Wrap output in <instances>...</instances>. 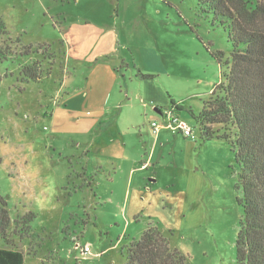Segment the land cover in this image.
<instances>
[{"label":"rangeland","instance_id":"1","mask_svg":"<svg viewBox=\"0 0 264 264\" xmlns=\"http://www.w3.org/2000/svg\"><path fill=\"white\" fill-rule=\"evenodd\" d=\"M209 22L195 0H0V197L11 221L0 247L24 264H125L151 225L190 264H235V153L202 142L189 114L227 71L226 35ZM34 64L40 78L26 80L21 68ZM172 106L194 149L176 135L148 178L128 186L118 171L111 185L105 162L127 159L149 137V111L164 125Z\"/></svg>","mask_w":264,"mask_h":264},{"label":"trees","instance_id":"2","mask_svg":"<svg viewBox=\"0 0 264 264\" xmlns=\"http://www.w3.org/2000/svg\"><path fill=\"white\" fill-rule=\"evenodd\" d=\"M195 1L198 14L224 31L230 55L223 79L202 101L199 115L189 114L202 142L222 140L235 153L238 171L234 190L240 208L235 264H264V0L254 4L249 0ZM218 55L223 56L221 52ZM5 56L0 51V57ZM20 74L37 81L41 70L35 64L23 66ZM174 111L179 114L181 108ZM6 207L0 197V240L8 242L11 221ZM24 258L17 249L0 247V264H24ZM125 264L190 263L150 225L138 242L126 247Z\"/></svg>","mask_w":264,"mask_h":264},{"label":"crops","instance_id":"3","mask_svg":"<svg viewBox=\"0 0 264 264\" xmlns=\"http://www.w3.org/2000/svg\"><path fill=\"white\" fill-rule=\"evenodd\" d=\"M145 105V104H143ZM147 106H145L146 108ZM151 108L154 111L160 112V110L155 107V105H151ZM124 110V107H119V112L120 110ZM148 113V112H147ZM146 113V114H147ZM148 115L151 118L152 121H156L159 124H162L163 122L157 118L153 117L151 110L149 111ZM180 116V112L178 114ZM147 116V115H146ZM164 116V115H163ZM181 117V116H180ZM122 131V130H121ZM147 135L149 136L148 139L146 137L142 138L141 140H137L135 142V145L133 147V152L132 154L128 155V158L126 159L123 156H120L121 158H112L108 159L105 164L108 165V168H111L113 171L112 175H108V181L111 185L115 184V180L118 178V171H121L122 174H126L127 176V185L129 186L130 182L134 181L135 178L138 180V177H142V180H145L150 176V170H151V163L154 161L158 146L160 149L165 150L167 148V144H170V142L177 141L175 138L178 137L176 135H179L182 137V139L186 140L188 145L187 148H191V150L194 149L195 146H193L195 141L197 140V137L195 135V138L192 139L190 137H185L181 133H173L168 129H161L157 136H153L151 133V128L150 125L147 127ZM141 136V134H139ZM151 136V137H150ZM99 150V149H98ZM124 154V152H123ZM105 164H101L99 161L93 166L94 170H105ZM123 164H125V167H123ZM124 168V169H123ZM99 171H97L98 174ZM113 174H115L113 176ZM155 176V174H152ZM150 182H153L151 178ZM107 181V182H108ZM128 192V189L126 193Z\"/></svg>","mask_w":264,"mask_h":264},{"label":"built area","instance_id":"4","mask_svg":"<svg viewBox=\"0 0 264 264\" xmlns=\"http://www.w3.org/2000/svg\"><path fill=\"white\" fill-rule=\"evenodd\" d=\"M176 106H172L170 109L164 112L165 124H159L156 121L150 123L151 133L153 136H157L160 129H168L173 132L181 133L185 137L195 138V135L189 125V123L182 119L178 114L175 113L174 109ZM78 246V245H76ZM81 248V247H80ZM81 253L83 255H88L90 253V248L88 245L83 246Z\"/></svg>","mask_w":264,"mask_h":264}]
</instances>
